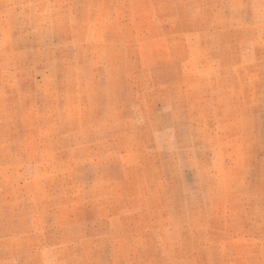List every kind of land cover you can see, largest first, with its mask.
<instances>
[{
  "label": "rangeland",
  "instance_id": "rangeland-1",
  "mask_svg": "<svg viewBox=\"0 0 264 264\" xmlns=\"http://www.w3.org/2000/svg\"><path fill=\"white\" fill-rule=\"evenodd\" d=\"M0 264H264V0H0Z\"/></svg>",
  "mask_w": 264,
  "mask_h": 264
}]
</instances>
